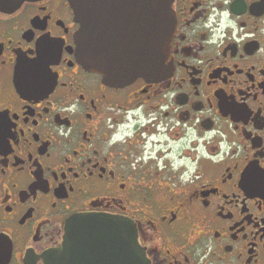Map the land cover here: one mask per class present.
Instances as JSON below:
<instances>
[{
  "label": "flooded vegetation",
  "instance_id": "obj_1",
  "mask_svg": "<svg viewBox=\"0 0 264 264\" xmlns=\"http://www.w3.org/2000/svg\"><path fill=\"white\" fill-rule=\"evenodd\" d=\"M170 1L169 71L113 84L69 0H0V264L84 213L132 219L149 264H264V0ZM102 8L105 41L138 23Z\"/></svg>",
  "mask_w": 264,
  "mask_h": 264
},
{
  "label": "water",
  "instance_id": "obj_2",
  "mask_svg": "<svg viewBox=\"0 0 264 264\" xmlns=\"http://www.w3.org/2000/svg\"><path fill=\"white\" fill-rule=\"evenodd\" d=\"M106 1L69 0L81 24L76 34L80 63L113 84L162 77L169 71V49L176 25L171 1L116 0L136 3L138 23L130 29L109 32L110 39L105 41L103 31L97 29V18L102 17ZM95 2L98 4L93 6ZM42 258L44 264H149L139 245L135 222L98 213L70 217L62 243L44 252Z\"/></svg>",
  "mask_w": 264,
  "mask_h": 264
}]
</instances>
